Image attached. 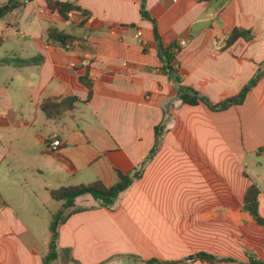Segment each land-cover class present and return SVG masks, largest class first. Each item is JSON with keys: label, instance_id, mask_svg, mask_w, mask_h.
<instances>
[{"label": "crops", "instance_id": "obj_1", "mask_svg": "<svg viewBox=\"0 0 264 264\" xmlns=\"http://www.w3.org/2000/svg\"><path fill=\"white\" fill-rule=\"evenodd\" d=\"M64 1L88 16L64 20L31 0L0 19V264H43L62 206H46L50 190L109 187L117 172L140 177L109 208L77 198L58 228V255L74 264L264 262V229L242 210L255 184L264 217V77L224 111L177 98L188 87L218 104L264 67V0H143L150 20L142 0ZM53 29L72 45L48 43ZM234 29L250 37L226 45ZM181 40L177 82L160 47ZM68 98L77 99L70 108ZM197 253L235 263L186 261Z\"/></svg>", "mask_w": 264, "mask_h": 264}, {"label": "trees", "instance_id": "obj_2", "mask_svg": "<svg viewBox=\"0 0 264 264\" xmlns=\"http://www.w3.org/2000/svg\"><path fill=\"white\" fill-rule=\"evenodd\" d=\"M31 0H7L3 5L0 6V19L3 18L9 12L22 7L25 3ZM47 9L60 16L62 19L67 20L69 15L73 12L82 14L83 16H88V13L78 7L76 4L64 1V0H45ZM140 14L142 18L150 20L148 14L143 10V0L141 4ZM250 37L248 32H243L239 29H234L229 37L227 38L226 45L232 44L239 38L248 39ZM74 37L65 34L57 29L51 30L46 35V41L50 44L57 45L60 48H66L72 45ZM175 50L179 51L177 46L174 44L168 48H161L160 53L162 56V61L164 62L163 69L165 71L171 72L174 79L178 82L177 70L174 68L176 63ZM264 77V67L260 68L254 77L249 80L241 89V91L234 97L228 98L218 104H211L206 98L200 96L194 90L188 87H179L177 91V98L182 104L189 106H196L198 104H203L210 111H224L231 106L241 105L245 99L246 94L256 85V83ZM79 81L89 89L88 99L91 97V85L88 81L87 76L80 77ZM77 101L76 98H68L63 102H68V108L72 107L73 102ZM51 104L49 101H44L40 108L45 113L46 116H51L50 114ZM164 122L154 128L155 144L151 149L146 161L150 160L157 150L158 139L163 131ZM118 181L112 186H105L101 181H94L89 184H80L76 186L60 187L56 190H50V197L52 200L61 202V208L52 214L49 223L50 239L48 242V252L43 258V264H52L58 259L57 252V240H58V228L65 221L69 213H71L74 207L75 200L82 196H89L93 200L97 201L105 208H109L113 205L115 199L124 191H126L132 184L134 179L139 178V173L134 172L132 175H124L117 172ZM260 191L255 184H251L245 191L243 196V206L242 210L247 213L252 220L264 229V217H261L258 212V197ZM141 264H160L158 260L151 259L148 261L137 260ZM188 262L203 261L208 263H235V260L230 258H216L212 255L206 253H197L186 258ZM247 264H264V262L249 259Z\"/></svg>", "mask_w": 264, "mask_h": 264}, {"label": "rangeland", "instance_id": "obj_3", "mask_svg": "<svg viewBox=\"0 0 264 264\" xmlns=\"http://www.w3.org/2000/svg\"><path fill=\"white\" fill-rule=\"evenodd\" d=\"M7 0H0V3H5ZM148 163V161H146L141 167H140V171L139 172H143V167ZM140 177V175H139ZM44 199H45V202H46V206L49 208V207H52L54 206V201L51 200V198L49 197V195H44ZM218 214H222L223 212L222 211H217ZM222 230H225L226 231V236L228 234V229L229 228H221ZM238 246H240L238 244ZM240 250H243V247L241 246L240 247ZM216 258H224L223 256L221 255H216ZM238 263H241V260H236ZM137 264H141L139 263L138 261H136ZM52 264H74L66 254L62 253L61 255H59V258L53 262Z\"/></svg>", "mask_w": 264, "mask_h": 264}, {"label": "built area", "instance_id": "obj_4", "mask_svg": "<svg viewBox=\"0 0 264 264\" xmlns=\"http://www.w3.org/2000/svg\"><path fill=\"white\" fill-rule=\"evenodd\" d=\"M135 37H136V39H138L141 42V33L139 31L136 33ZM184 45H185V41L181 40V41H179V43L176 46L178 49H180V48L184 47ZM175 52L177 53L178 51L175 50ZM174 65L176 66V63ZM58 144H59V141H53L51 143L52 146H58Z\"/></svg>", "mask_w": 264, "mask_h": 264}, {"label": "water", "instance_id": "obj_5", "mask_svg": "<svg viewBox=\"0 0 264 264\" xmlns=\"http://www.w3.org/2000/svg\"><path fill=\"white\" fill-rule=\"evenodd\" d=\"M164 264H168V263H164ZM172 264H183L182 262H178V263H172Z\"/></svg>", "mask_w": 264, "mask_h": 264}]
</instances>
